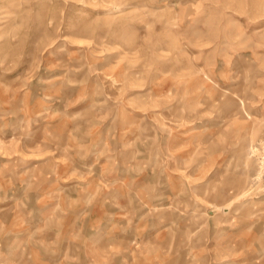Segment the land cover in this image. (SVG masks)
I'll return each instance as SVG.
<instances>
[{"label": "rangeland", "instance_id": "374dc122", "mask_svg": "<svg viewBox=\"0 0 264 264\" xmlns=\"http://www.w3.org/2000/svg\"><path fill=\"white\" fill-rule=\"evenodd\" d=\"M0 264H264V0H0Z\"/></svg>", "mask_w": 264, "mask_h": 264}]
</instances>
